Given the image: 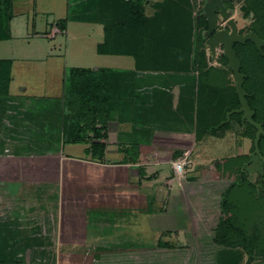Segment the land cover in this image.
Returning <instances> with one entry per match:
<instances>
[{
  "label": "rangeland",
  "instance_id": "1",
  "mask_svg": "<svg viewBox=\"0 0 264 264\" xmlns=\"http://www.w3.org/2000/svg\"><path fill=\"white\" fill-rule=\"evenodd\" d=\"M68 1L35 0V6L30 1L16 3L13 7L14 18L11 22L13 39L0 42V59L13 61V81L10 86L13 102H3L5 112L0 120V262H19L20 264H264L260 259L249 261L243 245L229 249L227 245L218 244L215 240V233L217 228L219 229L222 216L220 205L222 194L235 180L236 168L239 164H242V170H245L248 180L256 187L258 194L261 197L264 194V186L260 183L264 174V141L259 146L261 157L259 155L250 157L252 153L250 149L254 140L242 136L241 130L249 128L254 135L256 132L242 118L238 124L242 127L230 122V128L223 135L217 130L216 135H205L200 139L204 127L196 126L194 112L193 114H177L170 104L165 113H161L166 114L167 117L162 121L166 124L165 127L189 134V124L192 123V135H195V129H199L197 130L198 139L190 154L186 152L174 162L175 164L180 162L182 165L180 171H176L181 184H174L172 188L171 185L164 183V180L152 184L153 201L151 207H147L146 212L142 210V206L145 205L146 208L147 200L137 201V210L132 208L127 210V204L114 207V203H111L112 200L108 197L105 200L102 196L88 197L90 193H95L89 190L88 194L86 187L81 184L82 181L80 184L75 181L65 183L63 166L67 173L68 168L64 163L68 162L70 156L72 158L80 156L83 161H92L90 157H84L81 153L84 147L81 148L82 151L78 150L79 147L69 149L67 152L69 156L61 149L70 139L66 136L64 124L70 117L72 121H75L77 109L68 105L70 100L64 89L66 69L105 67L124 70L133 64L131 58L103 57L96 53V45L104 38L103 27L97 22L68 23L67 29L62 31L57 23L66 18ZM113 1L110 0L109 4ZM147 1L148 8L145 7L144 13L146 17L157 18L161 16V11L166 14L165 17H159L161 27L166 33L157 34L155 41L167 48L170 56H176L177 51L170 48L172 44L182 42V39L173 38V31L171 33L166 28L168 25L179 26L178 21H181L185 27L191 26L192 17L201 14L205 0H175L172 1L176 2L174 5L163 0ZM179 2L185 6L191 5L193 16L190 15L191 6L185 8V13L177 12L175 6ZM157 3H160L162 8L158 7ZM167 4H170L171 8L165 7ZM226 6L231 11L238 30L243 33L248 31L255 18L251 12L245 10L244 1L229 0ZM188 18L190 20H187ZM192 28L195 31V27L192 26ZM34 30L36 32L45 31V34L54 33L55 37L53 39L43 35L35 37L32 35ZM170 41L173 43L169 44ZM147 47L151 48V45ZM219 50L214 59L208 60V64L216 69L210 72V76L215 77L213 84H217L226 73L235 90V81L229 68L225 67L224 71L220 70L222 68L221 63L218 62L221 52ZM152 54H155L154 51ZM153 65L158 68L155 63ZM98 82L104 81L102 79ZM205 82H207L206 77L202 76L197 92V107L203 104L201 100L204 99L206 92ZM21 86L26 88L25 96L19 93ZM248 87L247 83L244 84L245 89ZM18 103L24 105L20 106ZM211 104H214L213 99ZM197 107L195 105V109ZM194 111L196 114V110ZM225 121L227 122V117ZM172 134L175 135L166 136L167 140L161 143L163 148L183 149L184 143L181 141L187 142L191 139L190 135ZM175 140L176 144L172 143ZM188 148L187 146L185 150ZM72 150L73 152L78 151L73 153ZM240 154L248 155L249 160L246 162H239L237 158L227 160L238 157ZM169 156V153H164L157 157L153 152L148 153L147 151L142 152V157H139L137 162L149 164L156 160L167 161ZM172 167L175 171L174 165ZM83 170H79L80 174L88 173L92 177L95 173L91 168ZM76 173L77 171L74 175ZM174 175L170 171L165 177L169 179ZM54 176L58 179L56 188L59 198L56 197V202L50 204L48 200H44L42 193L44 187L48 186L49 177ZM96 179L99 181L98 178ZM32 181H35L33 191ZM37 182L41 185H37ZM22 183L28 185L29 191L21 192ZM94 183H96L95 179ZM51 186L52 184L49 189ZM94 186L96 187L95 184ZM100 186L102 185H99L98 190ZM109 187L112 186L104 188L109 189ZM150 187L151 184L143 183L140 189L144 192ZM181 187L184 189L181 196L172 194L173 189ZM68 189V195H65ZM234 193L239 195L238 193L242 192L237 190ZM68 197H72L74 201ZM81 197H84V201H81ZM88 198L97 200L89 202V209L100 210V212L96 214L86 209L88 206L84 203ZM48 207L51 209L50 212H54L53 210L57 212L56 227L63 231L54 234L53 231L48 233L41 230L42 232L36 234H40L39 237H44V234H62V237L67 239L60 245L57 243L58 245L50 247H36L37 243L32 244L30 241L35 234H31L30 231L33 229V221L36 223L45 219L43 211L49 210ZM62 208L66 210V214L63 212L61 214ZM150 208L152 215L145 216V213L150 214ZM24 211L27 213V218L21 214ZM70 223L71 226L74 224L72 232L66 231ZM36 227L43 229L42 224Z\"/></svg>",
  "mask_w": 264,
  "mask_h": 264
},
{
  "label": "trees",
  "instance_id": "2",
  "mask_svg": "<svg viewBox=\"0 0 264 264\" xmlns=\"http://www.w3.org/2000/svg\"><path fill=\"white\" fill-rule=\"evenodd\" d=\"M17 1L21 0H0V42L11 39V22L14 18L13 7ZM72 1H77L74 3L76 7H69L68 17L58 21L57 24L62 31L66 30L67 22L73 19L75 21L101 24L104 31V41L96 47L98 54L129 55L136 59L137 65L144 63L142 60L146 59L144 54H148L150 56H146L147 59L152 58V60L147 64L156 71L165 73L171 70L172 72L183 70L186 73L194 71L197 73L198 86L202 76L206 77V92L204 99L201 100L203 104L193 109L194 114V110H196L195 116L198 127L202 125V115L205 107L208 106L210 112L209 120L207 124L205 122L203 126L205 129L202 130L200 138L202 135H216L217 130L219 134H223L230 128V122L234 125L240 124L241 114H232L229 121H225L226 113L238 109L240 104L226 73L223 74L217 84H213L215 77H211L210 72L216 69L208 64L210 58L207 56L206 38L203 35L207 27V21L202 16V12L200 15L193 16L191 5L185 6L181 2H179L180 5L176 4L175 9L179 13L180 11H186L185 8L191 6L190 15L193 16V21L191 26L188 27L178 21L179 26L168 25L166 28L171 33L173 31V38L176 40L182 39L180 43L172 44V41L169 42V44H172L170 49L177 51L176 56L172 57L167 48L155 41L157 34L166 33L165 29L161 27L159 18L165 17L166 14L161 11V16L157 18L146 17L144 13L148 4L147 0H114L110 4V0ZM163 1H169L171 5L176 3L172 2L175 0ZM243 1L245 10L251 12L255 18L249 30L254 31L258 37L264 39V0ZM156 5L160 7V3ZM171 5L167 4L165 7L171 8ZM80 15L85 17L79 18ZM192 26L195 27V31H193ZM120 43L122 44L120 45ZM149 44L151 48L147 47ZM234 50L241 64L240 72L245 75L243 89L248 94V104L254 111L252 119L262 123L264 129V57L257 52L254 45L249 41L244 45L235 44ZM262 50L264 53V48ZM153 51L155 54H152ZM218 62L221 63L222 69L220 70L224 71L225 67L229 68L228 60L223 53H220ZM153 63L158 65V68ZM11 68V60L0 59V120L5 112L3 111V102L11 101L9 95ZM102 79L104 82H98ZM114 81L117 80H114L111 74L103 76V71L98 73L81 68L66 70L64 89L67 96H69L68 105L77 108L75 121H72L70 117L67 123L64 124V127L66 126V136L70 137L66 143L88 145L89 147L85 150V153L92 160H102L105 157L107 123L112 118V112L116 105V95L121 90L120 88L117 91L114 86L119 82ZM246 83L249 85L247 89L244 88ZM212 99L214 104H211ZM18 104L20 106L24 105L22 103ZM247 124L256 132L251 124L248 122ZM238 127H242V125H238ZM241 131L243 132L242 136L254 140L255 135L249 128ZM196 133L198 134V131ZM263 141L264 137H261L258 146H261L260 144ZM253 150L252 145L250 152H253ZM124 152L126 156H131L135 151L133 148H127ZM133 158L135 157L133 156ZM236 158L240 160L239 162L249 160V156L246 154H240L238 157L227 160H236ZM135 160L132 159L131 161L135 162ZM125 161L128 162L127 159ZM246 174L245 170H242V164H239L236 168L235 180L227 186L222 194L220 204L222 216L219 229L217 228L215 233V240L218 244L227 245L229 249L243 245L249 261L253 262L255 259H260L264 263V194L262 197L258 194L256 187L248 180ZM260 183L264 186V174ZM247 188H249V191H247ZM237 190L242 193L235 194L234 192ZM0 264L20 263L0 262Z\"/></svg>",
  "mask_w": 264,
  "mask_h": 264
},
{
  "label": "crops",
  "instance_id": "3",
  "mask_svg": "<svg viewBox=\"0 0 264 264\" xmlns=\"http://www.w3.org/2000/svg\"><path fill=\"white\" fill-rule=\"evenodd\" d=\"M30 1L33 6H35L34 2L35 0H21L14 3V7L16 3L21 2H27ZM77 1L69 0L67 3V15L66 18L69 15V7L74 8L76 7V4L74 3ZM147 7V5H146ZM148 8V7H147ZM72 14V13H71ZM85 17L84 15H80L79 18ZM77 22L74 19L70 20L68 23ZM82 23V21H81ZM89 24L90 22H87ZM101 25V24H100ZM103 27V26H102ZM67 29V26H66ZM53 30V29H52ZM45 32V31H44ZM44 32H34L32 33L33 36L43 35L45 37L54 38V33H44ZM53 32V31H52ZM13 39V35L11 32V39ZM9 41V40H8ZM104 41V38L102 42ZM101 42V43H102ZM100 44V43H99ZM98 45V44H97ZM96 45V47H97ZM50 53L52 50L50 49ZM97 53V52H96ZM146 53V52H145ZM98 54V53H97ZM100 56V54H98ZM103 57H113V58H131L133 61V64H130V68L127 69H112V68H100V67H94V68H81V69H89L95 72L103 71V76H109L112 75V78L114 80H117L119 83L115 85L114 87L121 90L118 91V95H116V105L114 107V110L112 112V118L107 123V140L106 143V152L105 157L102 160H92V161H83L80 156H75V158H68V162L64 165L68 168L67 173L66 170H64L63 166V173L65 172V183L69 181H75L78 184L82 181L86 189L88 190V194L90 192H94L95 194L88 195V197H94L97 198L98 196H102V199H106L107 197L111 199V203H114V207H120L121 204L125 205L127 204V207L129 209L137 210L136 203L137 201H146L148 204L142 206V210L144 212L147 211V207H151L153 197H152V184L159 183L160 180H164V183H167L168 185H171V188L174 184L180 183V179L177 178L176 171L173 170L172 165L174 162L182 156V154L188 152V154L191 153L194 143L198 139L197 133L195 135H192L193 124H189V134L184 132H176V130H169L165 127L166 124H164L162 121L166 120V114L162 115L161 113H165V111L169 108V104H172V109L177 114H185L187 112L188 114H193V109L195 108V105L197 107L198 101L197 99V92H198V85H197V73L194 71L186 73L183 70H177L176 72H161L156 71L153 69L152 66L148 65L147 63L152 60V58L147 59L148 54H144L146 59H142L144 63L141 65L136 64V59L131 56L126 55H118V54H103L101 55ZM147 56V57H146ZM152 56V55H151ZM8 60V59H6ZM12 61V60H11ZM13 66V61H12ZM77 68V67H74ZM80 68V67H78ZM67 70V69H66ZM65 75V74H64ZM64 80V78H63ZM12 68H11V82L10 86L12 84ZM114 81V82H117ZM10 86H9V95H10ZM26 88L20 87L19 93L23 96H25ZM11 96V95H10ZM47 103L49 101H46ZM123 106H120V105ZM125 105V106H124ZM209 110L208 106L205 107L204 113L202 115V126H204L205 122L207 124L209 120ZM195 116V114H194ZM192 119V117H191ZM196 119V118H195ZM196 126L198 127V124L196 122ZM205 129V128H204ZM198 129H196L197 132ZM112 131V132H111ZM172 133H176L177 136L179 135H190V140L187 142L181 141L184 143L182 145L183 149L181 148H163L161 146V143H164L166 141L168 135H175ZM223 135V134H222ZM209 136V135H206ZM205 137L202 135L200 139ZM158 138V140H157ZM182 139V138H179ZM175 141H172V143L176 144ZM177 142H180V140ZM171 143V142H170ZM88 145L84 144H66L61 148L63 152L66 153L69 152V149H73V147H79L81 150L82 147L85 149H82L81 153H83L84 157L88 156L85 153V150L87 149ZM189 147L188 150H185L186 147ZM127 148H133L135 152L134 154H131V156H126V153L124 152ZM76 150V151H78ZM74 150V152H76ZM153 152L157 157L162 156L164 153H169V157L167 161H155L154 163H145L140 164L138 163V158L142 157V152ZM164 151V152H162ZM73 152V150L71 151ZM73 152V153H74ZM162 153V154H161ZM151 154V153H150ZM177 154V155H176ZM135 158H133V156ZM90 157V156H88ZM87 157V158H88ZM67 159V158H66ZM127 159L128 162L125 160ZM132 159H136L135 162L131 161ZM66 162V161H65ZM141 165L148 166L147 168H143ZM88 168L93 169L95 173L92 175H89L88 173H82L80 169H84L83 171L88 170ZM55 169V167H54ZM66 169V168H65ZM77 171L76 175L75 172ZM172 171L175 175L174 177H171L167 179L165 176L168 172ZM95 177V178H94ZM49 177V181H47V187H44L42 195H44V200H48L50 204L53 202H56V197L59 198L57 193L56 185L58 183V179L55 178V176ZM64 178V176H63ZM99 181H97V179ZM34 179V178H33ZM31 179V180H33ZM94 179L96 183H94ZM64 180V179H63ZM52 182V183H49ZM35 181H32V191L35 189L33 187ZM72 183V182H71ZM142 183V184H141ZM143 183L151 184V187L148 191H144L140 189V186L143 185ZM23 188L21 189V192H27L29 191L28 185L26 186L24 183ZM52 184V186L49 189V186ZM96 185V187L94 186ZM181 184V183H180ZM36 185V184H35ZM37 185H41L37 182ZM100 186V190H98V187ZM111 185L112 187H108ZM39 188V187H37ZM64 188V187H62ZM170 188V189H171ZM78 189V187H77ZM90 190V192H89ZM172 190V189H171ZM31 191V192H32ZM109 191H111L109 193ZM184 189L181 187L180 189H173L172 194H176L180 196L183 194ZM39 192V191H38ZM69 189L67 190L65 195H68ZM98 195H97V193ZM84 196V195H83ZM111 197V198H110ZM84 197H81V201ZM89 199L85 200L86 206H88L86 209L89 211H93L97 214V212L100 210L95 209H89V202H92V200L97 201L96 199ZM68 199H72L71 197H68ZM67 198H65L66 201H68ZM74 201V200H73ZM139 201V202H140ZM87 202V203H86ZM99 202V201H98ZM104 203V201H102ZM146 204V203H145ZM98 206V205H94ZM55 209V205L53 206ZM52 207V208H53ZM24 208V207H23ZM49 210H44L43 212L45 215V219L42 222H34L33 221V229L30 231L34 238L30 241L33 243H37L35 246H54V245H60V243L65 242L67 238L62 237V234L54 235L56 232L61 233L62 229H59V227H56L55 222V216H57V212L53 210L54 212H50V207H48ZM63 209V208H62ZM18 211V210H17ZM20 211V210H19ZM75 211V210H74ZM150 208V214H146L145 216L152 215ZM65 213L66 210L63 209L61 211V214ZM25 218H27V213L24 211L21 213ZM66 214V213H65ZM68 215V214H67ZM66 215V217H67ZM29 220V219H28ZM98 220V219H97ZM67 223V218H66ZM42 224L43 229H39V227H36V225ZM71 226V223L69 224V228H66V231L74 230ZM52 228V229H51ZM51 229V230H50ZM64 229V228H63ZM41 230L50 233L53 231L52 235L44 234V237H39ZM63 231V230H62ZM72 232V231H71ZM48 236V237H47ZM39 237V239H36ZM55 243V244H54ZM58 243V244H57Z\"/></svg>",
  "mask_w": 264,
  "mask_h": 264
},
{
  "label": "water",
  "instance_id": "4",
  "mask_svg": "<svg viewBox=\"0 0 264 264\" xmlns=\"http://www.w3.org/2000/svg\"><path fill=\"white\" fill-rule=\"evenodd\" d=\"M224 1L225 0L205 1L202 8V16L207 21V29L204 33V36L209 37L207 46L212 58L215 57L217 50L222 48V53L228 60V66L235 81V93L237 95L240 107L236 110L230 111L227 114V121H229V118L232 114H242V120H245L256 129L255 138L253 141L254 150L252 153H250V157H253L254 155H259L261 157L258 143L260 138L264 137V129L261 123L252 119L254 111L250 108L247 101L248 94L243 89L245 75L240 72L241 64L237 58L236 51L234 50V45L236 43L244 45L247 41H249L254 45L257 52L264 57L262 50L264 48V39L257 37L253 32L245 35H239L237 33V24L234 18L230 16V12L226 11L225 6L223 5ZM220 17L223 20H227L228 27L231 29L230 33L225 30L216 31V23Z\"/></svg>",
  "mask_w": 264,
  "mask_h": 264
},
{
  "label": "flooded vegetation",
  "instance_id": "5",
  "mask_svg": "<svg viewBox=\"0 0 264 264\" xmlns=\"http://www.w3.org/2000/svg\"><path fill=\"white\" fill-rule=\"evenodd\" d=\"M228 2H229V0H225L224 2H223V5L225 6V8H226V11H228V12H230V16H232V14H231V11L230 10H228L227 9V4H228ZM218 15H219V13H218ZM222 23V25H220ZM206 29H207V27H206ZM219 30H225V31H227V32H229L230 33V31H231V29L228 27V24H227V20H223L221 17L218 19V21H217V23H216V31H219ZM206 32V30L204 31V33ZM251 32H253V33H255L254 31H251V30H248V31H246V32H241V31H239V30H237V33L239 34V35H245V34H248V33H251ZM204 33H203V35H204ZM256 34V33H255ZM257 36V35H256ZM205 37V36H204ZM258 37V36H257ZM206 38V44H207V41H208V39H209V37H205ZM260 38V37H259ZM262 39V38H261ZM248 42V41H247ZM237 44V43H236ZM246 44V43H245ZM220 50H221V52L220 53H222V48H220ZM219 50V51H220ZM207 54L209 55V58L211 59L212 57H211V55H210V53H209V51H208V46H207ZM212 59H214V58H212ZM236 110V109H235ZM242 115V114H241ZM254 115V114H253ZM242 117V116H241ZM245 121V120H244ZM262 124V123H261ZM263 127V126H262Z\"/></svg>",
  "mask_w": 264,
  "mask_h": 264
},
{
  "label": "built area",
  "instance_id": "6",
  "mask_svg": "<svg viewBox=\"0 0 264 264\" xmlns=\"http://www.w3.org/2000/svg\"><path fill=\"white\" fill-rule=\"evenodd\" d=\"M174 165V169H175V171H180V169L182 168V165H181V163L180 162H178V163H174L173 164Z\"/></svg>",
  "mask_w": 264,
  "mask_h": 264
}]
</instances>
